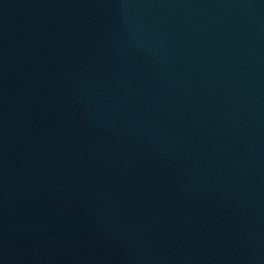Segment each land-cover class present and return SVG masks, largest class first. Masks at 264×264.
I'll list each match as a JSON object with an SVG mask.
<instances>
[{"label":"water","instance_id":"water-1","mask_svg":"<svg viewBox=\"0 0 264 264\" xmlns=\"http://www.w3.org/2000/svg\"><path fill=\"white\" fill-rule=\"evenodd\" d=\"M0 264H264V0H0Z\"/></svg>","mask_w":264,"mask_h":264}]
</instances>
